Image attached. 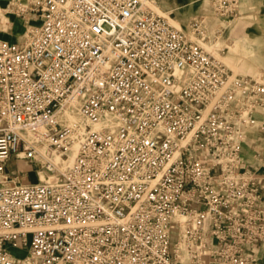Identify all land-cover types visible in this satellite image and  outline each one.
Wrapping results in <instances>:
<instances>
[{"label":"built area","instance_id":"2783aa9c","mask_svg":"<svg viewBox=\"0 0 264 264\" xmlns=\"http://www.w3.org/2000/svg\"><path fill=\"white\" fill-rule=\"evenodd\" d=\"M159 2L0 8V264H262L264 173L244 152L264 75L233 73L187 32L207 38L204 15L186 30ZM240 4L214 0L223 18Z\"/></svg>","mask_w":264,"mask_h":264},{"label":"rangeland","instance_id":"374dc122","mask_svg":"<svg viewBox=\"0 0 264 264\" xmlns=\"http://www.w3.org/2000/svg\"><path fill=\"white\" fill-rule=\"evenodd\" d=\"M6 1L7 0H0L1 6H3ZM203 2H205L206 6L201 14L205 15V23L208 32L211 34H219L220 32H217L218 28L224 30L220 36L218 35L219 42L217 40L212 41L210 38L202 39L196 36V34L187 30L188 25H184L174 18L176 15L175 11L169 14L172 16L173 22L176 25L186 29L195 40L204 44L217 56L222 58L230 69L233 70V73L249 76L257 74L264 75V0H241L239 14L230 18L217 16L214 0H203ZM160 9L162 13L164 12V14L167 15L165 13L167 11L166 9L161 7ZM22 26L21 20L16 19L15 26L13 29H10L9 32L20 33L23 29ZM9 32L3 33V36L6 38ZM247 36L250 40L252 39V44L255 47L254 50L248 52L242 46V40H240L238 49L232 52L230 44H233V42L235 43V41L241 37L243 38V42L247 44L245 40ZM8 166L11 172H19L26 177L27 181L35 182L43 179L41 178L42 173H40L38 165L30 161H18L13 157ZM19 254L21 253L19 252Z\"/></svg>","mask_w":264,"mask_h":264},{"label":"crops","instance_id":"0c3cea01","mask_svg":"<svg viewBox=\"0 0 264 264\" xmlns=\"http://www.w3.org/2000/svg\"><path fill=\"white\" fill-rule=\"evenodd\" d=\"M159 5L161 8L166 9V12L171 13L172 11H175L176 15L174 18L184 25H188L193 18L203 15L201 13L204 11V8L206 6L203 0H160ZM217 32L220 33L211 34L208 32L209 34L207 38H210L212 41L217 40L219 42L218 35L220 36L224 32V30L218 28ZM10 33L11 32L7 34L6 38H11V40H17L19 38L18 35L21 32L11 34ZM240 40H242V46L248 52L254 50L255 47L252 44V39L250 40V38L247 36V38H245L247 44L243 42L242 37L236 40L235 43L233 42V44H230L232 52L238 49ZM259 118L262 122H264V111H261V113L259 114ZM244 155H246L245 159L250 167L257 169L259 173H264V130H253L250 133L248 140L246 141ZM254 252L258 256L260 262L264 264V247H255Z\"/></svg>","mask_w":264,"mask_h":264},{"label":"bare ground","instance_id":"6f19581e","mask_svg":"<svg viewBox=\"0 0 264 264\" xmlns=\"http://www.w3.org/2000/svg\"><path fill=\"white\" fill-rule=\"evenodd\" d=\"M7 2H8V0L4 3L3 6H1V2H0V8L5 7L6 4H8ZM158 8H159L160 11H162V10L160 9V6H159ZM163 13H164V12H163ZM165 13L167 14V16H169V17L173 20V18H172L171 15L169 14V12H165ZM3 35H4V34L2 33L1 36L4 37ZM4 38H5V37H4ZM96 127H99V126H96ZM7 167H8V169H9V166H8V165H7ZM39 171H40V173H42V174H41L42 177H41V176H40V177L43 178V179H50V180H52V179L54 178L52 175H48L47 173H45V171H42V170H39ZM44 174H45V175H44Z\"/></svg>","mask_w":264,"mask_h":264}]
</instances>
